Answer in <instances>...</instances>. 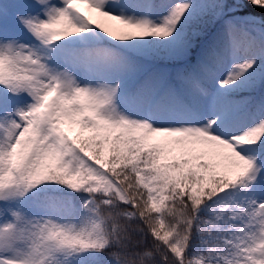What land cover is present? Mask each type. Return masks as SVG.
Masks as SVG:
<instances>
[{
	"label": "snow or ice",
	"instance_id": "6c2138e0",
	"mask_svg": "<svg viewBox=\"0 0 264 264\" xmlns=\"http://www.w3.org/2000/svg\"><path fill=\"white\" fill-rule=\"evenodd\" d=\"M0 264H264V0H0Z\"/></svg>",
	"mask_w": 264,
	"mask_h": 264
},
{
	"label": "trees",
	"instance_id": "16d2710c",
	"mask_svg": "<svg viewBox=\"0 0 264 264\" xmlns=\"http://www.w3.org/2000/svg\"><path fill=\"white\" fill-rule=\"evenodd\" d=\"M247 11H253L251 8H249ZM256 15H259V13H256Z\"/></svg>",
	"mask_w": 264,
	"mask_h": 264
},
{
	"label": "rangeland",
	"instance_id": "374dc122",
	"mask_svg": "<svg viewBox=\"0 0 264 264\" xmlns=\"http://www.w3.org/2000/svg\"><path fill=\"white\" fill-rule=\"evenodd\" d=\"M93 15H95V14H93Z\"/></svg>",
	"mask_w": 264,
	"mask_h": 264
}]
</instances>
